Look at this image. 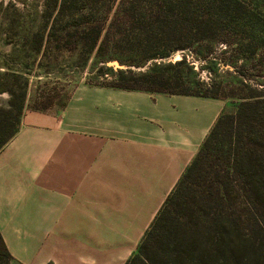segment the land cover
I'll return each instance as SVG.
<instances>
[{
    "label": "trees",
    "instance_id": "obj_1",
    "mask_svg": "<svg viewBox=\"0 0 264 264\" xmlns=\"http://www.w3.org/2000/svg\"><path fill=\"white\" fill-rule=\"evenodd\" d=\"M259 1L47 0L34 48L39 51L43 39L53 38L63 41L57 49L76 53L82 64L91 57L95 65L116 59L127 68H117L111 80L96 81L114 87L219 97L202 82L190 86L186 76L159 68L191 69L184 51L208 59L220 43L234 45L233 56L223 62L234 64L241 57L243 68H253L264 60V35L260 43L251 34L237 36ZM177 51L180 59L161 64ZM105 69L110 68L97 67ZM241 83L248 94L236 114L219 115L124 264H264V87ZM5 90L11 97L0 115V130L8 126L0 148L16 132L27 106L23 87L18 94ZM55 98L35 108L45 109ZM224 134L226 150L219 140ZM10 259L0 235V264Z\"/></svg>",
    "mask_w": 264,
    "mask_h": 264
},
{
    "label": "crops",
    "instance_id": "obj_2",
    "mask_svg": "<svg viewBox=\"0 0 264 264\" xmlns=\"http://www.w3.org/2000/svg\"><path fill=\"white\" fill-rule=\"evenodd\" d=\"M0 148L11 264H124L226 100L80 82Z\"/></svg>",
    "mask_w": 264,
    "mask_h": 264
},
{
    "label": "rangeland",
    "instance_id": "obj_3",
    "mask_svg": "<svg viewBox=\"0 0 264 264\" xmlns=\"http://www.w3.org/2000/svg\"><path fill=\"white\" fill-rule=\"evenodd\" d=\"M259 2V4L256 3L255 12L245 20L249 30L242 26L238 27L239 35L237 37H247L251 34L257 38V43L261 42L264 35V0ZM45 3L47 0H0V87L4 88L0 91V115L2 116L11 97L10 92L5 89L11 88L18 94L23 87L25 103L33 108L40 107L50 97H57V102L62 98L60 95L64 97L77 83L111 80L115 71L118 70L107 66L105 62L95 65L94 57L82 64L81 57L76 53L57 49V45L63 46V41L59 42L53 38L50 41L43 39L40 50L35 51L37 35L34 33L42 24L41 14ZM254 3L255 0H253ZM233 46H225L224 43H220L208 59L201 60L193 58L192 49V52L186 50L184 55L191 65V69L185 66L167 67L162 65L159 71L182 74L186 76L190 86L197 87V84L192 81L202 82L207 90L226 100L223 113L234 115L241 97L248 94L247 89L241 83L242 80L256 89L264 87V60H261L260 63L257 60L253 68H243L241 57L234 64L223 62L224 58L228 59L233 56ZM247 54L249 53L242 56H248ZM181 55L180 51L174 52L161 64L169 61L174 62L180 59ZM257 58V56L254 57L255 60ZM100 64H104L110 69L100 72L97 70ZM124 66L127 68L126 65ZM13 72L15 74H12ZM7 129L8 126L2 125L0 139ZM219 140L224 142L223 150H226L229 142L228 136L224 134ZM220 146L219 143L217 149L219 151Z\"/></svg>",
    "mask_w": 264,
    "mask_h": 264
},
{
    "label": "water",
    "instance_id": "obj_4",
    "mask_svg": "<svg viewBox=\"0 0 264 264\" xmlns=\"http://www.w3.org/2000/svg\"><path fill=\"white\" fill-rule=\"evenodd\" d=\"M106 65L113 68H126L124 65L120 64L118 60H108Z\"/></svg>",
    "mask_w": 264,
    "mask_h": 264
}]
</instances>
